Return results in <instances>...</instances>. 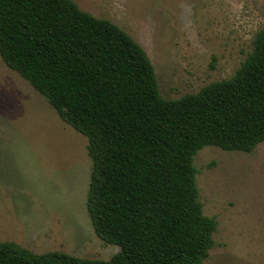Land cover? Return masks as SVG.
<instances>
[{"label": "trees", "instance_id": "obj_1", "mask_svg": "<svg viewBox=\"0 0 264 264\" xmlns=\"http://www.w3.org/2000/svg\"><path fill=\"white\" fill-rule=\"evenodd\" d=\"M0 55L87 136V210L120 246L98 260L4 241L0 264H203L218 221L203 212L195 155L264 141V30L234 75L178 99L161 95L140 43L73 0H0Z\"/></svg>", "mask_w": 264, "mask_h": 264}, {"label": "rangeland", "instance_id": "obj_2", "mask_svg": "<svg viewBox=\"0 0 264 264\" xmlns=\"http://www.w3.org/2000/svg\"><path fill=\"white\" fill-rule=\"evenodd\" d=\"M109 19L150 56L161 95L178 99L236 73L264 30V0H73ZM88 138L0 55V242L107 260L87 210ZM204 214L218 221L203 264H264V141L251 152L195 155Z\"/></svg>", "mask_w": 264, "mask_h": 264}]
</instances>
